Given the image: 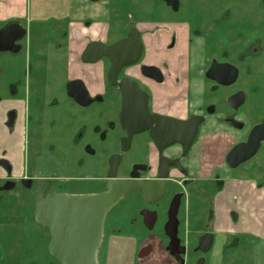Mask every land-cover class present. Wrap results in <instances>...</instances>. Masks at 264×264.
<instances>
[{"label":"flooded vegetation","instance_id":"flooded-vegetation-1","mask_svg":"<svg viewBox=\"0 0 264 264\" xmlns=\"http://www.w3.org/2000/svg\"><path fill=\"white\" fill-rule=\"evenodd\" d=\"M108 1L100 0L98 2ZM234 1H239L241 7L242 0ZM245 2L251 3V10L246 11V14L244 13L240 17L239 22L249 30L254 24V9L257 3L264 5V0L259 2L246 0ZM27 3V0H0V75H2L0 82V134L5 129L12 135L9 139H0V264H2V259H16L14 251L21 239L20 235L24 234L27 238L30 237L33 227H36L38 234L41 230L43 232L42 240L37 241V244L41 243L46 247L49 256L56 264H60L49 252L51 241L49 228L38 225L34 219L37 195L39 194L43 200H48L63 194L78 196L103 193L109 180L111 160L113 164L116 161L115 180L128 184L139 181L155 192H158L160 187L162 188L161 194L151 193L147 199L141 191L132 193L125 199L119 200L107 212L103 222L102 239L107 221L114 211L120 214L117 218L122 220L124 230L111 228V236L138 244L139 253L135 252L131 255V259H125L121 264H141L143 258L152 252L149 245L143 246L142 244L164 242V248H167L170 242L169 235L173 233L175 210L176 236L180 240V244L184 246L182 241L189 236L190 230L186 232L184 238L179 236L181 223L192 227L194 223L200 221L198 210L190 207V191L201 201V207L206 204L204 203L205 197L209 193V161L212 150L208 137L213 122L210 117L215 116L218 102L205 103L202 90L203 100L200 105L196 107L190 105L187 100L188 73L186 72L185 76L184 72H181V76L173 74L175 76L171 79L168 76L170 71L165 67L168 60H163L164 58L161 56H175L174 60L180 67L188 68L192 65L205 67L204 65L207 64V68L202 70L203 73L200 76L210 83L211 92L235 87L225 99L227 109L220 118L224 125L239 134V138L228 148L223 157V163L227 169H232L226 162L227 154L237 144L245 143L251 130L259 125L264 118L263 111L260 119L252 124L244 112L247 103L251 101L255 105L254 112L258 113L260 107L264 108V105L259 107L263 101L260 89L264 90V62L260 64L252 62L261 57L264 43L258 38H248L237 53L236 62L216 55L209 57L208 43L211 39L209 35L219 31V26L226 20L227 12H222L215 19L211 16L210 8L205 11L200 10L199 3L201 2L199 0H158L159 12L154 16H149L152 22L145 23L144 30L129 26L131 23H125L123 25L126 31L125 36L115 41L110 38L108 41L105 30L93 37L86 35L82 37L85 41L82 48L79 49L77 43L81 38L80 29L73 26L79 23L72 18H68L66 21L65 12L70 13V5L65 11L64 0H39L37 8H33L32 11L30 6L28 10ZM125 4L122 5V8L126 6ZM217 4L219 6L220 1H217ZM122 8L118 12L119 18H123ZM132 11L134 12V10ZM32 12L34 17H31ZM185 12H190L191 16H185ZM166 13L169 16H164ZM93 25L89 24L87 27H83L89 29ZM22 30H24L23 37L14 43L19 46V51L17 53L8 51L12 46V40L19 36ZM151 30L156 31V35L152 38L144 37L142 33L147 31L145 33L147 34ZM129 35L134 40L132 48L125 50L121 55L114 53L113 50L107 51L106 55L103 54V48L112 47ZM92 43L96 48L85 53L88 45ZM41 44L47 47L45 52L40 49ZM25 48L27 56L23 65L17 59L10 60L5 57L16 56ZM65 51L71 56V61L69 60L66 66L63 63L61 65V59H58L57 69H55L56 66L52 61L53 52L60 54ZM249 61L251 64L246 68L245 73L248 77H253L256 83L255 88L251 91L237 86L242 75L239 65ZM214 64L233 67L237 73L235 81L229 85H221L208 79L206 73ZM9 67L11 68L9 73L14 71L13 75L3 71ZM143 67L157 68L160 72L157 78H161V81L158 82L150 77L151 71L143 70ZM64 70H67L68 75L63 85V92H59L58 88L50 92V79H59ZM98 72L101 74L102 91L93 93L80 74L88 73L97 79ZM75 80L82 81L87 91L91 101L87 106L80 105L67 95V84ZM126 80H132L141 91L149 117L159 115L180 121H188L195 116L200 117L201 121L198 124L196 135L190 144L169 143V138L174 135L178 136V134L176 132L173 134L172 132L164 133L163 126L167 125L166 122H149L146 117H142L136 126L140 131L128 137L119 121L121 112L119 84ZM182 80L183 86L179 87ZM128 83L129 81L125 82L124 88L132 94L133 86ZM184 83L187 84L184 85ZM239 93L243 94V102L239 106L233 107L228 100ZM114 104H117L116 118H112L114 120L111 121L107 120L104 128L99 124L94 127V133L99 140L107 145L94 148L88 140L84 139L85 128L80 127L74 133L75 123L73 127L67 129L71 133L70 136L67 138L62 136V139H57L56 142L51 141V146L44 145L47 150L46 159L50 158L48 165L53 173L39 171V160L45 157L42 156L36 161V158L29 153L27 143L25 144L27 135L18 131L25 129L34 131V128L43 130L49 126L54 127L60 124L65 114L70 115L72 120L76 121L81 116L82 110H89L91 107H96L93 114L104 112L109 114L112 113ZM175 110L178 112H174ZM250 115L254 116L255 114L251 112ZM44 122L47 123L45 127ZM128 127L134 128V125H128ZM187 132H181V139L186 138ZM35 133L33 132L30 139L29 148L31 151L34 150L32 139ZM61 135H63L62 131ZM114 138L116 147L112 149L110 144L114 143L112 142ZM263 143L264 140L261 142L259 150L250 159L257 156ZM90 162L93 163L91 167L93 175L80 176L81 170ZM242 164L234 168L235 171ZM35 172L44 175L34 177L35 175H32ZM100 172L103 173V176L98 177L97 173ZM163 174H166L167 177L160 185L159 182L162 180L160 176ZM213 174L216 177V185L223 186L224 180H221L217 173L213 172ZM76 183L77 186L72 187ZM83 184L90 185V187L79 188ZM130 209L132 210L131 216L125 217V213ZM204 210H206V214L201 218V225L204 227L195 232L197 233L196 242L198 243L200 236L211 233L213 235L212 248L215 235L208 229L209 207L205 206ZM190 215L195 216L193 221L189 219ZM203 218L206 221L203 222ZM115 219L111 221L115 222L117 220ZM129 225L130 228H128ZM31 243H33L32 240ZM185 248L186 252L182 257L188 253L187 246ZM193 251L205 254L197 250V245ZM166 253L169 254L167 250ZM168 256L171 260L153 264H179L172 256ZM198 262L204 264L203 258L200 257L192 263L185 261V264Z\"/></svg>","mask_w":264,"mask_h":264},{"label":"rangeland","instance_id":"rangeland-1","mask_svg":"<svg viewBox=\"0 0 264 264\" xmlns=\"http://www.w3.org/2000/svg\"><path fill=\"white\" fill-rule=\"evenodd\" d=\"M187 1V0H183ZM208 1V2H207ZM217 1H220V5L218 6ZM246 0H242L241 7L239 6V1L234 0H199V7L201 11H205L206 9L210 8L212 11V18L217 19L222 12H227L226 20L223 24L219 26V31L214 34L209 35V48L210 52L208 56L216 55L217 57H226L228 60L232 62H236L237 53L243 47L244 42L248 40V38H258L264 43V5L257 3L254 15V24H252L249 30L246 27L240 25V17L247 11L249 12L250 9V2H245ZM260 0H257L259 2ZM28 10L29 6L31 7L32 11L33 8H37V4L39 0H27ZM126 4H125V3ZM31 4V5H30ZM125 4L122 8V5ZM70 5V6H69ZM69 6L70 13L66 10ZM132 8H131V7ZM64 7H65V15L66 21L68 18H72L76 20L77 23L82 24L83 26L87 27L89 24H96L99 25V29L102 31L105 30V35L108 36L107 40L110 41V38L115 41L123 36H125L126 31L123 27L125 23H131L129 26L136 27L139 30L145 29V23L152 22V19L149 16L156 15L159 12V5L158 0H109L108 2H98L92 3L90 0H64ZM79 8V9H78ZM123 12V18L118 17V12L121 10ZM253 8V7H252ZM134 10V12L132 10ZM111 10L110 12H108ZM164 11V10H162ZM166 11V9H165ZM246 14V13H245ZM185 16L190 17V12H185ZM134 16V17H133ZM164 16H169L166 13ZM163 16V17H164ZM34 14L32 12V16ZM76 17V18H75ZM132 17V18H131ZM208 18V17H207ZM204 18V20H207ZM212 26V24H210ZM127 26V25H126ZM128 26V28H129ZM208 26V25H205ZM145 33L147 31H144ZM250 32V34H249ZM144 37L152 38L156 35V31L151 30L149 33L145 34ZM40 49H43V52L47 50V47L41 44ZM36 51V50H35ZM37 52V51H36ZM52 55L53 64L56 66L57 69V61L61 59L62 63L67 66L71 56L67 51L64 53L61 52L60 54L54 53ZM27 56V49L23 50L20 54L16 56H5L8 57L10 60L17 59L21 64L24 63ZM36 56V55H35ZM3 57V56H2ZM37 58V56H36ZM164 58L163 60H168V64H166V68L170 71L168 72V76L173 79V76H181L182 73L185 76L186 72L188 73V86H187V100L189 101L190 105L196 107L200 105L203 100L202 90L204 92V101L208 104H214L217 101V111L215 116L210 120H212L211 129L209 131L208 140L210 141L211 147V154L210 156V183L208 185L209 193L205 197L206 204L200 205L201 201L197 199L192 191H190V207L192 209H197L200 221L194 223L192 227H187L185 224L181 223V227L179 228V236L182 238L185 237V234L188 230H190L189 236L182 241L184 246H187L188 253L184 256V260L188 263L194 262L198 258H203L204 264H264V242H261V239H255V237L250 235H241V234H227L223 230L218 231V228L215 227L214 219H215V201L217 199L218 194L223 190L221 185L218 187L216 185V177L213 172L217 173L218 177L221 180H224L225 177L229 178L231 181L236 180H250L254 181L257 177L263 178L264 180V143L262 144V149L257 154L256 157L248 160L244 164H242L238 170L235 169H227L226 165L223 163V157L228 151V148L239 138V134L228 128L222 122L221 115L227 109L225 99L226 97L234 90V88H225L219 89L218 91L211 92L209 88L210 83L206 80H203L200 75H202V70L207 68V64L204 65L205 67H199V65H192L186 67H180L177 65L175 56H161ZM155 59V57H154ZM1 60V56H0ZM71 61V60H70ZM252 62L260 64L264 62V46L263 52L260 58L257 60H253ZM170 64V66H169ZM251 62H245L239 65L240 70L242 71V75L240 77L237 86L245 88V90L249 89L250 91L255 88V79L253 77H248L245 73V70L248 66H250ZM23 65V64H22ZM21 65V66H22ZM172 70V72H171ZM5 73H9L11 68H7L6 70L3 69ZM14 72V71H13ZM12 73H9L13 75ZM182 72V73H181ZM175 74V75H173ZM68 72L64 70L63 75L59 77V79H50L49 83V91L52 92L55 89H59V92H63V85L67 79ZM2 80V75H0V82ZM172 81V80H170ZM169 81V82H170ZM187 83H184L186 85ZM183 86V80L180 82L179 87ZM261 95H263V101L261 102L260 106L264 105V90L260 89ZM246 92V91H245ZM175 94V92H173ZM178 103H180L178 101ZM179 105V104H178ZM114 109L112 113L107 114L104 113H94V109L96 107H91L89 110H82L81 116L76 120H72V117L68 114H65L61 119L59 125L54 127L49 126L47 129L40 130L39 128H34L32 131L27 129L18 131L20 133L24 132V135H27V139L25 144L28 145L29 153L36 158V161L39 160L42 156L45 158H41L38 164L39 171L43 173H53L52 170L49 168L50 158H47V145L51 146V141L56 142L57 139L67 138L70 136V131H67L69 127H73L74 124L76 125L73 128L74 133L80 128H85L86 132L84 133V139L89 141L94 148L99 146L107 145L105 142L99 140L97 135L94 133V127L96 124L101 125L104 128L107 120L111 121L116 118V109L117 104L113 105ZM255 105L253 101L247 103L244 112L247 114L249 121L253 124L260 119L264 108L260 107L258 113L254 112ZM175 110L174 112H176ZM178 112V111H177ZM253 112L255 115L251 116L250 113ZM114 118V119H112ZM209 119V117H208ZM209 120V121H210ZM218 120V121H217ZM46 122H44V127L46 126ZM72 129V134H73ZM61 131L62 134L61 135ZM33 132L34 138L32 142L34 143V150L31 151L30 146V139L32 137ZM26 133V134H25ZM11 133L7 130H2L0 134V139H9L11 137ZM116 139L114 138L112 142V149L116 147L115 145ZM55 144V143H53ZM32 145V143H31ZM46 147H45V146ZM56 145V144H55ZM58 145V144H57ZM109 145V146H110ZM216 158V159H215ZM35 161V160H33ZM49 161V162H48ZM93 164V163H92ZM91 162L85 166L83 170H81L80 176L88 177L92 176L93 169ZM33 173V172H32ZM123 173V172H121ZM35 175V176H34ZM44 175L39 172H35L32 176H41ZM78 175V176H79ZM98 177L103 176V173H97ZM258 180V179H257ZM264 183V181H262ZM221 184V183H220ZM225 185V183H224ZM76 184H73L72 187H76ZM80 187H90V185H81ZM236 199V198H234ZM209 207V230L212 231L215 235L214 243L211 250L208 253L200 254L198 252H194L193 248L196 247V234L197 230L203 229L201 225V218L206 214V210L204 208ZM130 212V213H129ZM129 212H126L125 217L131 216L132 210L130 209ZM193 212V211H192ZM120 214L113 211L111 213L110 218L107 221L105 226V232L103 234V239L100 244V247L97 251L96 261L97 264H121L125 259H131V255L135 252H138V244L132 243L130 241L123 240L118 237L111 236V228L124 230L122 220H118ZM116 218L115 222L113 223L111 220ZM189 219L192 221L195 219V216L190 215ZM206 219L203 218V222ZM196 222V221H194ZM130 228V225L128 226ZM117 234V233H114ZM31 236L27 238L26 235L22 234L19 238V244L15 248V255L16 259H2V264H56L54 260L49 256L48 252L46 251V247L42 246L41 243L37 244V241L42 240L43 232L42 230L39 231V234L36 232V227H33L31 231ZM39 237V238H38ZM235 238V239H234ZM31 240L33 243H31ZM235 241V242H234ZM37 244V245H36ZM149 245L152 248V252L145 256L141 261V264H153V263H161L164 261L171 260L168 256L169 254L166 253V248H164V242H151L142 244ZM35 247V248H34ZM38 249V250H37ZM257 252H261L257 253Z\"/></svg>","mask_w":264,"mask_h":264},{"label":"water","instance_id":"water-1","mask_svg":"<svg viewBox=\"0 0 264 264\" xmlns=\"http://www.w3.org/2000/svg\"><path fill=\"white\" fill-rule=\"evenodd\" d=\"M98 2L100 0H90ZM21 29V28H20ZM24 35L22 30L15 39L12 40V46L8 50L13 53L19 51V46L14 44L19 41ZM134 46V40L130 35L126 39H122L114 44L112 47L103 48V54L107 51L113 50L114 53H121ZM95 44H89L85 53L95 49ZM102 53V52H101ZM150 70V77L156 79L158 82L161 78H157L160 72L154 67H143V70ZM236 70L229 65L214 64L206 73L208 79L216 81L221 85H229L236 79ZM133 86V93L126 91L124 88L125 82ZM119 84L121 93V112L119 114V121L122 129L128 137L138 133L140 130L136 126L146 117L149 122L164 123L163 132L177 133L169 138V143L179 142L184 145L190 144L196 135L198 124L201 121L200 117H192L188 121H180L172 118L161 117L159 115H152L149 117L146 108L145 99L137 85L132 80H126ZM67 95L73 98L82 106H87L91 101L88 98L87 91L80 80H75L67 84ZM145 97V96H144ZM233 107L239 106L243 102V94L239 93L229 100ZM128 125H134V128H129ZM187 132L186 138L181 139V132ZM264 140V118L262 122L255 126L245 143L237 144L227 154L226 162L232 169L238 167L240 164L246 162L259 150L261 142ZM116 164V161L114 162ZM110 170L108 173V182L105 191L95 195H58L48 200H43L40 195L36 198V209L34 212V219L36 223L42 227H47L50 230L51 241L49 243V252L51 256L60 264H97L96 254L100 247L103 222L107 212L115 206L119 200L125 199L132 193L141 191L145 198L151 193L154 194L153 189H149L146 185L139 181L133 183H125L115 180V164L110 162ZM159 184L161 185L167 177L163 174ZM161 194L162 188L158 189ZM177 209V208H176ZM176 210L173 213L175 223L172 225L173 233L169 235L170 242L166 250L179 264H185L182 255L185 254L186 248L180 244V240L176 236L177 221L175 219ZM213 242V235L206 233L199 237L197 243V250L206 253L210 250ZM198 262L196 264H201Z\"/></svg>","mask_w":264,"mask_h":264},{"label":"crops","instance_id":"crops-1","mask_svg":"<svg viewBox=\"0 0 264 264\" xmlns=\"http://www.w3.org/2000/svg\"><path fill=\"white\" fill-rule=\"evenodd\" d=\"M73 26L80 29L81 38L77 43L79 49L82 48L85 41L82 37L86 35L93 37L104 31L100 30L99 25L96 24L89 27V29H85L82 24ZM80 75L93 93L102 91L101 74L99 72L97 73V79H94L88 73ZM257 179L254 181H231L227 177L224 178L223 190L214 202V224L218 231L222 232L223 230L227 234H248L255 237L256 240L261 239L260 241L264 242V183H262L264 180L261 177H257ZM257 253L262 254L261 252Z\"/></svg>","mask_w":264,"mask_h":264}]
</instances>
